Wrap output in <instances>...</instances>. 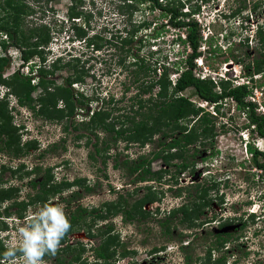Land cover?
<instances>
[{
    "label": "rangeland",
    "instance_id": "1",
    "mask_svg": "<svg viewBox=\"0 0 264 264\" xmlns=\"http://www.w3.org/2000/svg\"><path fill=\"white\" fill-rule=\"evenodd\" d=\"M21 1L28 4V8L19 17L21 30L28 41L33 42L38 37L43 46V49L31 58L34 61L32 64L44 65L52 71L45 76L52 82L48 84L50 88L56 85L67 86L70 82L74 97L83 94L88 98L89 111L91 107L98 106L96 98H107L110 95L120 98L124 88H127L124 93L126 100L137 90L138 83L133 82L131 74L133 67L125 66L132 57L127 55V46L119 43L121 33L134 30L141 23H150V28L155 26L158 37L154 42L152 31L139 29L133 46L140 48L141 54L150 60H153L150 57L163 60L162 57L167 56L169 61L185 54L183 44L176 40L179 32L173 29L156 9H151L144 3L124 4L122 0ZM168 1L178 0L162 2ZM180 1L184 2L183 10L188 11L191 7L196 9L191 17L197 21L203 36L201 53L195 60V74L214 79L229 77L234 84L247 83L253 90L249 99L255 101L257 112L264 114V72L252 75L253 79L250 80L242 67L243 63L255 60L261 62L264 58V47H261L255 34L258 25L264 26V0ZM1 4L4 5L5 1L0 0ZM2 10L0 14L3 16L5 11ZM68 10L78 12L73 17L87 35H94V47L86 46L83 39L73 41L74 33L82 37L83 34L77 30H67L70 25V20L67 19ZM232 10L234 14L231 15ZM33 28L39 29L34 32L36 37L31 35ZM3 34L4 39L9 40L8 35ZM140 38H143L142 44L139 42ZM159 48L161 51L156 52ZM151 52L154 53L152 56ZM5 53L9 64L4 68L3 76H10L18 69L21 75L28 74L30 63L21 64L18 49L8 46L7 50L3 51L0 48V55ZM52 61H55L53 67ZM148 63L152 64L151 61ZM32 77L33 82L36 75ZM171 77H174L173 74ZM152 78L150 72L145 80ZM9 88L0 86V130L4 128L9 132L0 135V165L5 163L4 166H10L13 171L4 170L1 173L0 188L5 190L15 187L14 195L18 200L31 196L35 189L29 184L30 179L41 180L44 176V169L39 173H30L35 164H41L42 168L50 167L47 175L54 182L79 179V182L89 186L91 191L75 184L64 186L61 192L47 197L50 205L62 206L70 218L77 204H82L90 210L100 206L102 201L115 200L117 192L125 196V192H131L138 186L137 193L127 196L132 202L143 195V186L152 184L155 188L153 195L160 197V201L146 205L151 211L148 216L135 219L132 223H123L119 214L111 219L115 227L113 232L120 237V242H123L124 247L133 250V254L116 259L112 264H185V255L190 256L192 264H206V246L215 241V234L218 232H222L224 236L227 233L228 241L221 249L212 250V258L222 256L226 264H264V168L254 164L252 154L247 151L245 145L251 143L262 149L264 141L255 131L247 130V119L235 102L230 99L223 101L221 111L224 115L217 120L218 127L224 124L223 127L218 128V134L213 140L204 139L193 159L190 158L194 160V173L185 171L179 175L181 185L192 182L213 184L208 191L212 205L204 208L206 212L200 215L194 226L189 227L186 223H180L178 216L173 217L168 223L170 233H166L159 223L167 216L162 210L182 202L190 203L197 190L190 187L189 194L183 191L181 196H176L173 189L176 186L168 188V185L172 184L169 178L174 172L172 166L168 167L170 172L164 174L163 183L159 184L155 181L131 182L132 177L128 170L123 165L121 168L120 163L126 158L136 159L140 154L149 156L154 148H160L159 142H167V138L158 133L145 146L132 144L128 149L124 147L125 142L119 141L105 153L108 161L104 165L98 155H95V159L90 157L94 141L90 139L92 135L86 132L85 136L79 138L78 134L84 130L74 129L73 125H70L71 122L86 119V110H76L74 115L67 119L68 131H64L66 119H49L46 113L42 116L34 115L28 106L19 104L16 95L10 93ZM40 92L44 94L43 87L34 90L32 97H36ZM183 94L195 102H201L194 95L192 87L186 89ZM123 104L128 106L129 101ZM123 104H118L119 110L116 113L125 112ZM58 106H61L60 102ZM185 122L186 120L182 121ZM10 134L13 140L8 144L5 141ZM30 138H37V149H27L23 144ZM15 150L20 153L14 154ZM21 160L26 162L25 165L20 164ZM257 160L264 162L261 156ZM164 166L160 157L151 163L153 170ZM9 202L11 199L4 201L0 208ZM39 204L41 202L36 200V203L30 205L24 218H17L12 213L10 216H4L6 221L0 220V243L4 244V248L9 249L18 242L19 228L25 226L29 214L42 207ZM156 206L159 213L155 210ZM15 210V207L11 208V212ZM105 222L99 221L97 225ZM221 222L224 226L219 228ZM74 225L76 227V224ZM75 230H78V227ZM79 231L74 232L71 229L67 233L68 247L58 254L65 264H94L95 253L92 248L99 244V236L89 238L82 229L79 228ZM91 232L96 233V225H93ZM66 243H61L60 247H65ZM154 247L156 249H153ZM121 248L123 247L117 246L118 251L122 250ZM49 258L52 262L55 259ZM0 264H23V259L19 253L12 258L0 255Z\"/></svg>",
    "mask_w": 264,
    "mask_h": 264
},
{
    "label": "trees",
    "instance_id": "2",
    "mask_svg": "<svg viewBox=\"0 0 264 264\" xmlns=\"http://www.w3.org/2000/svg\"><path fill=\"white\" fill-rule=\"evenodd\" d=\"M4 1L5 4L0 5V11L2 9V11H5L3 16L0 12V48L6 51L8 46L15 47L19 51L21 64L30 63L29 72L25 76L19 73V69L10 76H3V70L9 64V58L6 53L0 55V86L10 87V93L16 95L19 104L28 106L34 115L37 116H42L43 113H46V117L49 119L57 121L66 119L64 131H68L67 119L72 117L76 110H86V119H81L74 123L71 122L70 125L72 124L74 129L84 130V132L78 134L77 137L79 138L85 136L86 132L92 135L90 139H94V141L92 142L93 149L90 157L95 159V155H98L104 165L108 161V156L105 153L109 151L111 146L117 145L119 141L125 142L124 147L127 148L132 144H138L143 147L158 133H160L161 137L167 138L168 141H160V148H154L149 156L145 157L140 154L136 159L126 158L120 163L121 168H123V165L128 170L130 177H132L131 182L155 181L159 184L163 183L164 174H168L170 172L168 167L172 166L174 167V172L169 175L172 184L168 185V188L172 189L173 186H176L173 188L176 196H181L183 191L189 194L190 187H195L197 190V192L195 191V197L190 203L182 202L179 205L162 210L167 216H164L159 223L164 227L166 233H170L168 223L173 217L178 216L180 223H186L189 227L194 226L200 215L206 212L204 208H209L212 205V198L209 196L208 191L213 187V184L205 185L204 182H192L191 184L181 185L179 183V175L185 171L190 174L194 173V160L191 159H193L192 157L195 155L200 143L204 139L213 140L218 134V128L223 127L224 124L218 127L217 120L218 117L224 115L221 111L224 100L230 99L236 103L237 108L243 112L247 119L245 126L247 130L255 131L264 141V114L257 112L255 101L249 99L253 93L252 86L247 83L234 84L229 77L212 79L195 74V59L201 53L200 47L203 36L200 33L197 21L191 17L196 9L191 7L188 11L183 10L184 2L180 0L174 2H162L163 0H122L124 4L144 3L151 9H156L166 19V22L179 32L176 40L183 44L185 54L172 61H169L167 56H163V60L148 56L153 59L150 60L141 54L140 48L133 46V43L136 42L134 40L137 39L138 30L149 29L152 31L154 42L158 37L155 26L150 28V23H141L136 29L130 30L125 34L121 33L119 43L122 46H127V55L132 57V60L127 65H125V62L123 65L133 67L131 74L133 82L138 83L136 84L137 90L133 95L128 96L126 100H124V93L127 88H124L120 98H115L114 95H110L107 98H96L95 101L98 102V106L91 107L89 111L88 98L84 97L83 94H79V96L77 94V97H74L70 82L67 86L56 85L53 88L48 86L52 82L46 79L45 76L51 74L52 71L48 70L44 65L37 66L32 64L34 61L31 60L35 53H39L43 49L40 44L41 40L37 37L33 42L28 41L19 23V17L28 8V4L23 3L21 0ZM76 13L78 12H73V10L70 12L68 10L67 19L70 20ZM232 14H234L233 10ZM44 27L46 26L44 25ZM37 30L39 29H31V35L36 37L37 35L34 32ZM67 30H77L78 33L83 34V37L74 33V38L83 39V42L88 46H95L94 35H87V32H84L82 27L74 20H72ZM3 33L8 35L9 40L4 39ZM255 34L261 47H264V26L258 25ZM142 39H139L140 44L143 43ZM187 50L189 51L187 52ZM159 51H161L160 48L156 49V52ZM152 54L154 53L151 52L150 55L152 56ZM148 61H151L152 64H149ZM263 61L264 58H262L261 62L258 60L248 63L242 62V67L250 80L253 79L252 75L264 72ZM51 64L53 67L55 61H52ZM35 66L36 69H34ZM150 72L153 78L146 81L145 78ZM172 74H175L174 78L171 77ZM33 75H36V80L32 82ZM38 87H43L44 94L40 92L33 98L32 92ZM189 87L194 89V95L201 102H195L183 94ZM123 101H129L128 106H125ZM58 102L61 103V106H58ZM119 103L125 106V112L116 113L119 110ZM183 120H186V122L182 123ZM5 133L8 134L9 132L2 128L0 135ZM12 140L10 134L5 142L9 144ZM23 144L30 150L38 148L37 140L35 139L27 140ZM245 145L247 151L252 154L254 164L264 168V162L257 160L259 156L264 158V148L259 149L251 143H245ZM19 153V150L14 151V154ZM159 157L165 166L159 170H153L151 163ZM115 166H117V162ZM42 167L41 164H36L30 169V173H39L44 169V176L41 180L30 179L29 184L35 189V192L28 198L18 200L17 196L14 195L15 187H9L5 190L0 188L2 189L0 190V207L4 201L11 199V202L0 208V217L10 216L14 213L17 218H24L28 207L36 203V200L40 201L41 204L39 205L42 206L49 204L47 197L61 192L64 186L79 184L86 191H91L89 186L82 185L79 179L54 182L47 175L50 167ZM4 170L13 171L10 166H1L0 183L2 181L1 173ZM37 185L38 189H36ZM143 188H145L143 195L132 202L128 200L127 196L137 193L138 186L134 187L131 192H125V196L123 193L117 192L118 196L115 200L102 201L100 206L92 207L90 210L82 204H77L74 211L70 214L68 219L74 232H79L80 228L89 238L99 236V244L92 248L95 253L94 264H112L116 259L125 258L133 254V250L124 247L123 242H120V237L113 232L115 227L111 219L119 214L123 223H132L135 219L148 216L151 211L146 208V205L155 201L159 202L160 197L153 195L155 188L152 184H146ZM13 207L16 210L11 212ZM155 210L156 212L159 211L158 206H156ZM89 216L91 217L89 218ZM99 221L106 222L97 225ZM74 224H76V227ZM93 225H96V233L91 232ZM223 226L224 223H219V228ZM77 227L78 230H75ZM66 235L61 243L67 242ZM226 236L228 237L227 233L224 236L222 232H218L215 234V241L206 246L204 252L206 264H226L222 256L212 258V250L221 249L228 241ZM3 245L0 243V255H4L8 250ZM117 246L123 247L121 248L122 250L118 251ZM67 247L66 243L65 247H59L58 252L65 250ZM153 249H156V247ZM58 252L55 256L46 255L45 257H54L56 264H65ZM185 261V264H192L189 255H185ZM82 263L84 264L85 262Z\"/></svg>",
    "mask_w": 264,
    "mask_h": 264
},
{
    "label": "clouds",
    "instance_id": "3",
    "mask_svg": "<svg viewBox=\"0 0 264 264\" xmlns=\"http://www.w3.org/2000/svg\"><path fill=\"white\" fill-rule=\"evenodd\" d=\"M72 20L75 21V18L72 17L70 23ZM75 22L77 23V21ZM74 40H79V38H74ZM85 45L88 46L86 43ZM31 139L37 140V138L29 140ZM25 163L24 160L20 162L24 165ZM4 165L5 163H2L0 167ZM0 218L5 220L4 216ZM70 229L71 222L62 206L44 204L35 213L29 214L25 226L19 228L18 242L10 246L4 255L12 258L19 253L22 256L23 264H56L55 261L52 262L45 256L57 254L62 239ZM6 235L7 233L4 236Z\"/></svg>",
    "mask_w": 264,
    "mask_h": 264
},
{
    "label": "built area",
    "instance_id": "4",
    "mask_svg": "<svg viewBox=\"0 0 264 264\" xmlns=\"http://www.w3.org/2000/svg\"><path fill=\"white\" fill-rule=\"evenodd\" d=\"M173 76L175 77V74H173ZM174 77H172V78H174Z\"/></svg>",
    "mask_w": 264,
    "mask_h": 264
}]
</instances>
